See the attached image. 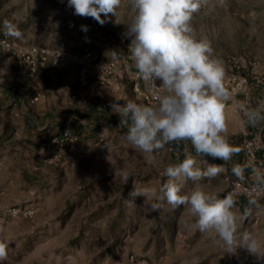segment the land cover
<instances>
[{
	"label": "rangeland",
	"instance_id": "rangeland-1",
	"mask_svg": "<svg viewBox=\"0 0 264 264\" xmlns=\"http://www.w3.org/2000/svg\"><path fill=\"white\" fill-rule=\"evenodd\" d=\"M220 2L208 0L193 15L194 34L197 39H206L214 57L222 61L224 87L239 67L240 74L248 78V86H255L250 93H254L256 100H264V0ZM66 8L67 3L59 0H0V29H6L2 25L4 19L23 18L34 32L54 35L51 46L60 43L74 51L90 50L100 57L104 53L107 59L96 58L102 62L111 60L113 52L124 51L117 38L127 30V15L133 16L128 0L119 10V23L111 14L107 18L102 14V19L109 20L112 26H99L97 31L107 38L98 42H90V37L88 42L59 40L63 28L52 26L54 20L47 18V11L61 14ZM109 36L114 44L107 43ZM39 41L35 45L47 46ZM134 87L126 86L127 96L117 97L119 103L129 99L139 104L153 103L142 82L139 91ZM244 93L239 101L249 108L255 107L253 99L245 103L246 90ZM117 94L124 96L123 90ZM89 97L88 93L87 102ZM237 109L240 115L241 104ZM241 116L237 120L233 116L230 121L226 114L227 139L236 148L250 136L246 119ZM119 122L109 130L102 128L94 138L84 140L83 145L80 139L79 152L72 161L50 163L48 152L39 145L34 168L27 172H35L29 180L22 167L11 166L10 173L0 169V241L6 242L9 249L7 260L0 264H264V257H257L243 246L234 253L225 252L215 243L214 234H202L192 227L193 218L183 206L173 209L165 201L156 212L142 210L146 198L130 197L134 186L145 190L151 201V190L168 179L165 168L181 162L186 152L196 154L190 142H180L147 156L125 139L127 128ZM261 127L264 131V123ZM197 160L202 169L209 164L224 165L227 171L206 183L210 191L221 196L230 194V181L236 180L230 164L203 155ZM260 169L264 170V166ZM116 170L119 174L115 176ZM252 173L245 168V184L255 183ZM124 174L128 176L126 182L121 178ZM11 176L12 184L5 180ZM191 187L188 182L185 191ZM236 200L240 212L248 206L252 208L242 230L264 241V208L240 207V199ZM258 202L264 206L263 201Z\"/></svg>",
	"mask_w": 264,
	"mask_h": 264
},
{
	"label": "clouds",
	"instance_id": "clouds-1",
	"mask_svg": "<svg viewBox=\"0 0 264 264\" xmlns=\"http://www.w3.org/2000/svg\"><path fill=\"white\" fill-rule=\"evenodd\" d=\"M123 3L124 0H67V7L74 9L76 16L92 18L104 25L102 14L105 18L111 14L119 23ZM128 3L133 10L124 33L131 40L128 56L135 74L148 86L154 103L139 104L129 99L121 104L116 100L110 105L112 112L119 116L120 125L127 128L125 139L147 156L180 142H190L196 154L186 152L181 162L165 168L168 179L151 190V201L145 190L135 186L130 197H145L141 208L149 213L158 211L165 201L173 209L183 206L193 218L192 227L202 234H214L215 243L225 252L234 253L243 246L257 257H264V241L242 230L252 208L240 212L234 194L221 196L208 190L206 182L227 169L222 164H209L203 169L198 165V156L227 163L239 151L226 135V103L231 95L224 87L223 63L214 57L206 39H197L191 25L193 15L206 0H128ZM5 28L6 35L22 37L7 21ZM81 30L87 32L88 26L81 25ZM157 80L161 81L159 86ZM241 108L251 126L264 122V100L253 108L244 104ZM253 171L255 183L250 191L254 195L248 203L259 210L264 208L258 202L264 197V170ZM118 174L116 170L115 176ZM231 174L239 182L246 180L245 168L240 164L232 166ZM121 178L126 182L128 176L124 174ZM188 182L192 187L185 191ZM8 255V244L0 241V261L7 260Z\"/></svg>",
	"mask_w": 264,
	"mask_h": 264
},
{
	"label": "crops",
	"instance_id": "crops-1",
	"mask_svg": "<svg viewBox=\"0 0 264 264\" xmlns=\"http://www.w3.org/2000/svg\"><path fill=\"white\" fill-rule=\"evenodd\" d=\"M59 2L67 3V0H59ZM221 2L224 3L226 0H221ZM61 12V14H54L51 9L47 11V18L50 21L54 20L52 26L63 28V36L59 38L61 42H88L89 40L87 39L89 37L91 38L90 42H98L107 38L104 34L97 31L100 24L94 19L90 18L88 20L84 17L76 16L73 14L74 9L69 7L66 8V11L62 10ZM126 18L130 23L132 19L131 15H127ZM5 21H9L8 24L12 25V30H18L22 34V37L19 39L8 35L10 40L16 44L35 45L40 40V43H47L45 47H49L55 41V36L52 34H47L46 32L38 34L34 32L26 22V19H4L3 27H5ZM107 21L103 26H112V23L109 20ZM81 25L88 26L90 31H82ZM6 31L7 29H0V36L6 35ZM84 37L86 38L83 39ZM108 39L107 43L109 45L115 43L112 36H109ZM108 51H110V47L107 48V55L109 56ZM94 56L97 59L108 58L104 53L101 57L98 54L95 55V53ZM260 59L262 60V58ZM262 64L264 67V61ZM131 65L135 69L134 65ZM77 86V68H51L46 72L39 73L27 82H22L18 79L14 60L6 52L0 50V169L9 171L10 173L11 166L22 167L26 172L25 178L28 180L32 178L31 175L35 172L32 174H28L27 172L31 168H34L33 163L36 159V151L40 145V129L50 126L59 134L62 122L66 117L73 116L76 118L74 133L82 140V145L84 140L94 138L102 128L105 130L114 128L120 118L112 112L110 105L116 102L117 97L125 98L127 96L126 86H134V82L128 78H119L115 79L112 85H106L93 76L89 80V86L92 87L89 88L90 97L88 102L76 101L73 104L71 99L77 90ZM120 90H123L124 96L117 94ZM257 100L260 101V98ZM257 100H253L255 106L257 105ZM234 103L238 105L242 104L239 99L237 101L229 100L226 103V114L230 121L234 119L232 118L233 116H235L236 120L238 117L242 118L241 115L243 114L241 111L239 115ZM263 123L261 122L253 127L247 122L250 135L255 132L258 126H262ZM235 161L237 160L232 158L228 162L230 167L237 164ZM257 165L259 167L264 166V131L263 148L259 153ZM244 168L247 169L248 173L253 172L252 175H255L254 169L245 166ZM5 180L11 181L12 184L14 179L11 176Z\"/></svg>",
	"mask_w": 264,
	"mask_h": 264
},
{
	"label": "built area",
	"instance_id": "built-area-1",
	"mask_svg": "<svg viewBox=\"0 0 264 264\" xmlns=\"http://www.w3.org/2000/svg\"><path fill=\"white\" fill-rule=\"evenodd\" d=\"M117 39H119V42L124 47V51H117V54L108 62L96 60L93 52L90 50L74 51L60 43H55L51 47L34 44L20 45L12 42L8 35L0 36V50L6 52L14 60L18 79L22 82H27L39 73L46 72L51 68H77L78 86L72 95L71 102L73 104L76 101L87 102L89 80L93 76L106 85H112L117 77L128 78L134 82L135 91H139L138 86L142 82L147 97L154 103L148 86L138 78L135 74L136 69L131 65L133 62L128 56L131 40L123 34L119 35ZM117 56L119 57L117 58ZM238 69L239 67H237V71L225 83V89L231 95L230 100L234 101H237L242 94H245L244 92L246 90V97L244 99L245 103L248 104L252 99H256L254 93H250V90H254L255 86H248L247 76L241 75ZM160 83V81H156L158 86ZM262 89L264 90V83ZM234 105L238 107L237 103H234ZM74 122L73 117H66L62 122V128L59 134L50 126L40 129V145L43 150L48 152L50 163L57 164L61 160L72 161L77 156L80 138L74 133ZM101 142L102 139L99 143ZM241 148L243 152L242 166L251 169H260L261 167L257 165V160L263 148V128L258 126L252 135L243 140ZM251 186L245 184V182H239L235 179L231 180L230 194L249 200L254 195L250 191ZM258 200L264 202V197H260ZM14 212L16 213L17 210H14Z\"/></svg>",
	"mask_w": 264,
	"mask_h": 264
},
{
	"label": "trees",
	"instance_id": "trees-1",
	"mask_svg": "<svg viewBox=\"0 0 264 264\" xmlns=\"http://www.w3.org/2000/svg\"><path fill=\"white\" fill-rule=\"evenodd\" d=\"M238 149H239V151L237 153H235L232 158L237 160V161H235L237 164H240V163L242 164L243 152H242L241 146ZM204 157L208 158V159L211 158V157H207V156H204ZM239 199L241 201L240 207L245 206V205L246 206L249 205V203H248L249 200L248 199H246V198H239Z\"/></svg>",
	"mask_w": 264,
	"mask_h": 264
}]
</instances>
